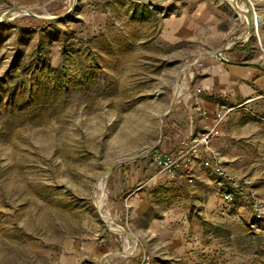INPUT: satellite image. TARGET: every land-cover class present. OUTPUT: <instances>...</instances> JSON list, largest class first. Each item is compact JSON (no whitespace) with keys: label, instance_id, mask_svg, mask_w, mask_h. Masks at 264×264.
<instances>
[{"label":"rangeland","instance_id":"1","mask_svg":"<svg viewBox=\"0 0 264 264\" xmlns=\"http://www.w3.org/2000/svg\"><path fill=\"white\" fill-rule=\"evenodd\" d=\"M73 2L0 0V16L14 6L60 14ZM238 2L260 15L249 32L233 0H77L62 19L20 11L0 21V264H264V91L221 106L210 148L181 157L175 174L151 163L153 150L141 155L177 83L220 59L210 51L245 33L239 60L264 69V0ZM206 159L249 180L259 205L223 199ZM141 163L172 184L124 188L122 167ZM103 176L102 211L129 234L96 205Z\"/></svg>","mask_w":264,"mask_h":264},{"label":"crops","instance_id":"2","mask_svg":"<svg viewBox=\"0 0 264 264\" xmlns=\"http://www.w3.org/2000/svg\"><path fill=\"white\" fill-rule=\"evenodd\" d=\"M209 28L208 33L213 34L216 27ZM176 35L179 34L176 32ZM204 43L209 44V40H205ZM243 45L244 43L239 44ZM239 46L225 54L231 62L222 59L211 60L191 75L184 87L178 91L176 101L163 121V133L162 136L160 133L161 140L158 145L160 151L164 153L187 151L192 134L216 126L214 113L221 106L250 101L264 91V69L253 62L239 60L244 54V50ZM170 100L171 98L168 106ZM190 168L193 167L189 166ZM184 170L185 168L179 169L180 172ZM194 171L198 173L199 167H195ZM121 174V184L124 188L135 184L143 186L147 184L152 188L159 184L168 186L172 184L173 179L166 173L155 172V169L146 163L123 166ZM183 176L179 174L177 177ZM146 210L142 208L140 212ZM126 264H138V261L132 259Z\"/></svg>","mask_w":264,"mask_h":264},{"label":"built area","instance_id":"3","mask_svg":"<svg viewBox=\"0 0 264 264\" xmlns=\"http://www.w3.org/2000/svg\"><path fill=\"white\" fill-rule=\"evenodd\" d=\"M216 122L222 119L223 112L216 111L214 113ZM219 128L217 123L215 127L207 128L203 131H198L192 134L188 141L187 151H174L169 153H164L163 151L157 150L153 152L151 156V163L168 174H175L177 166L183 159H191L192 155H196L198 151L202 149H209L211 142L218 135ZM204 163L210 166L213 171L219 175L218 183L220 186L219 193H221L223 199L232 200L239 195H247L250 197L252 204L258 206L259 203L256 199V193L251 188L250 181L243 179L239 180L230 171L226 170L217 161L206 159ZM143 263L149 264L148 257H144Z\"/></svg>","mask_w":264,"mask_h":264},{"label":"water","instance_id":"4","mask_svg":"<svg viewBox=\"0 0 264 264\" xmlns=\"http://www.w3.org/2000/svg\"><path fill=\"white\" fill-rule=\"evenodd\" d=\"M133 1L142 2V3H148V4H159V3L165 2L167 0H133ZM233 2H234V5L239 9V11L246 15L247 23H248L246 32H249V30L252 28L253 16L254 15L249 10L242 8L240 6L238 0H233ZM76 3H77V0H74V2L71 5V7L69 9H67L66 11L60 13V14H40L37 11H35L33 8H31V7L14 6V7H11L9 9L5 10L2 13V15L0 16V21H3L8 15H10V14H12L14 12H20V11H23V12L29 14V15H33V16H35V17H37L39 19H42L44 21L62 19L64 17L68 16L74 10V8L76 6ZM244 39H245V33L241 34L232 43H229L226 46H224V47H222L220 49H217L215 51H210L209 53H211L213 55H216L218 58H220L222 60L230 61L229 58H227L224 55V53H226V52L230 51L231 49H233L237 44L243 42ZM199 58H200V55L197 57V60H199ZM178 93L179 92L177 90L174 91V93H173V95L171 97L170 104H169L168 108L165 110V112L163 113V115L160 118L161 136H162V133H163V116L166 115L167 113H169V111L172 109V107H173V105H174V103L176 101ZM160 140H161V138L154 145H152L149 149L145 150L141 155L142 156L147 155L149 151H152L156 147H158V145L160 143ZM121 162H122V160H120V159H117V160L113 161L111 163V165L106 168L105 172L108 174L116 165L120 164ZM123 231H125L127 234H129V232L125 228H123ZM124 255H125L124 251H121V252H115L110 257H112V256H124Z\"/></svg>","mask_w":264,"mask_h":264},{"label":"bare ground","instance_id":"5","mask_svg":"<svg viewBox=\"0 0 264 264\" xmlns=\"http://www.w3.org/2000/svg\"><path fill=\"white\" fill-rule=\"evenodd\" d=\"M253 21L254 23L256 24L255 26H259L260 25V15L257 14V13H254V16H253ZM195 61V59H192V60H189L187 61V63L184 65L182 71L180 74H184L186 73V71L190 68V65H192V63ZM179 81V80H178ZM183 87V83L181 82H178L177 85H176V90L179 91L181 90ZM107 174V173H105ZM105 197H106V194H105V191H104V176L102 178V181L100 183V187L96 193V197H95V202L97 204V207L99 206L100 207V211H101V214L102 216L105 218V220L108 222V224L110 225V227H112L114 230L116 231H122L123 232V227L121 225H118V223L116 224L114 222V218L113 216L110 214V213H103L102 211V206H103V203H104V200H105ZM107 198V197H106ZM128 239V238H127ZM128 242V241H127ZM135 248V244L133 243V245H129L125 250H124V254L127 255V254H130L133 252Z\"/></svg>","mask_w":264,"mask_h":264},{"label":"trees","instance_id":"6","mask_svg":"<svg viewBox=\"0 0 264 264\" xmlns=\"http://www.w3.org/2000/svg\"><path fill=\"white\" fill-rule=\"evenodd\" d=\"M131 2L134 3V4L145 5V3L137 2V1H133V0H131ZM48 67H49V66H48ZM55 70H56V69H55ZM159 149H160V147L158 146V147H156L153 151H157V150H159Z\"/></svg>","mask_w":264,"mask_h":264}]
</instances>
